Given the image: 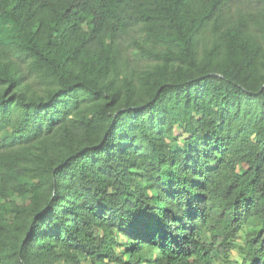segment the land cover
<instances>
[{"label": "trees", "instance_id": "1", "mask_svg": "<svg viewBox=\"0 0 264 264\" xmlns=\"http://www.w3.org/2000/svg\"><path fill=\"white\" fill-rule=\"evenodd\" d=\"M241 2L0 0V264H264V8Z\"/></svg>", "mask_w": 264, "mask_h": 264}, {"label": "rangeland", "instance_id": "2", "mask_svg": "<svg viewBox=\"0 0 264 264\" xmlns=\"http://www.w3.org/2000/svg\"><path fill=\"white\" fill-rule=\"evenodd\" d=\"M241 5L242 10H260L264 8V0H242ZM131 41L132 40L128 39L126 43V55L128 56L129 63H133V66L140 70L146 69L152 62L144 58L145 56H142L138 50L131 45ZM27 82H29L34 89L38 88V82H36L33 77H28ZM231 259L241 260V256L237 250L231 254Z\"/></svg>", "mask_w": 264, "mask_h": 264}]
</instances>
